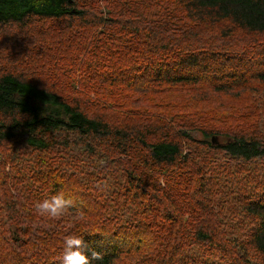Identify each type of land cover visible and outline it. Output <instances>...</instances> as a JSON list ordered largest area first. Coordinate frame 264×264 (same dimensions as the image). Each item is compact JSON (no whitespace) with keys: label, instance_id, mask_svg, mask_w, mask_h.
<instances>
[{"label":"trees","instance_id":"1","mask_svg":"<svg viewBox=\"0 0 264 264\" xmlns=\"http://www.w3.org/2000/svg\"><path fill=\"white\" fill-rule=\"evenodd\" d=\"M30 20L61 26L50 38L65 48L18 55L49 87L0 69V153L107 170L83 191L63 161L37 173L55 169L43 189L73 201L56 232L33 227L28 188L1 181L0 264H61L69 235L100 254L92 264H264V112L251 111L264 105V0H0V27Z\"/></svg>","mask_w":264,"mask_h":264},{"label":"rangeland","instance_id":"2","mask_svg":"<svg viewBox=\"0 0 264 264\" xmlns=\"http://www.w3.org/2000/svg\"><path fill=\"white\" fill-rule=\"evenodd\" d=\"M77 33L80 30H76ZM62 29L61 26L57 24L50 25V22L45 21H33L30 20L26 26H5L0 27V69L3 70H12L14 72L26 74L28 72H33V74L28 77V79L37 82L42 87H49V82L43 79V75L46 74V71L41 70L35 63L30 62L31 64L23 63L19 61L20 56L25 54L30 55V58L33 59L37 55H41L43 52L49 55H55L60 57L63 49L61 47V42H57L52 39L50 36H61ZM26 49L30 50L26 52ZM28 59V58H27ZM64 59V58H63ZM30 61V60H29ZM33 64V65H32ZM39 70V72H38ZM38 79V80H37ZM59 88V86H55ZM230 99H226V103H230ZM245 99H240L237 101L238 107L243 103ZM264 105H256L251 111L260 110L261 113L264 112ZM259 122L264 120V114L258 117ZM194 137L199 138L198 134H193ZM211 140V139H210ZM43 158V166L40 167V164L37 163V159ZM14 161L11 163L8 159ZM70 152H67L65 155L61 154H46V155H36L32 152L23 153L22 155L12 149V147L6 152V154L0 153V164H4L5 161L7 165L5 168H0V185L1 181H7V185H10L12 192H20L25 188H28L24 191V196L28 199V203L33 204L31 213L35 214L37 217H41L42 221L33 224V227L43 226L44 229L50 232H56L59 230V226L56 225V221L60 218H56L54 221H49V218L46 216L40 215L36 211V204L42 201L44 198L49 199L47 195L48 189L44 188L52 183L51 177L55 174V169L50 172H47L45 176H40L39 173L41 170L45 172L48 169L50 162L55 160V162L63 161L67 164L59 168L64 174L69 177L70 175L75 176V181L77 185H72L73 188H81L80 191H83V186L88 182L96 184L99 182V177H97V171H106V165L104 161H98L93 159L92 161H86L83 158L78 156L77 159ZM8 160V161H7ZM75 160V161H74ZM78 163V164H77ZM237 163V162H236ZM232 163L235 167V170H241L243 168L247 169L253 165L243 166L240 163ZM258 164V163H256ZM261 166H264V162L260 163ZM244 169V170H245ZM113 170V168H112ZM106 181L110 180V176H105ZM12 181V183H11ZM73 180L70 179L71 183ZM105 182H103L104 184ZM95 185L94 187H97ZM16 187V191H15ZM122 211H124L122 209ZM29 212H23L24 217L28 216ZM5 215L0 206V219ZM61 225H67L68 230L73 228V224L69 221H64ZM4 230L7 235H9L10 229H8V223L4 227Z\"/></svg>","mask_w":264,"mask_h":264},{"label":"clouds","instance_id":"3","mask_svg":"<svg viewBox=\"0 0 264 264\" xmlns=\"http://www.w3.org/2000/svg\"><path fill=\"white\" fill-rule=\"evenodd\" d=\"M73 205L71 199H66L63 194H57L50 199H44L36 204V211L48 218L61 217ZM90 253V254H89ZM101 256L91 251L82 237L69 235L63 241V255L61 264H92Z\"/></svg>","mask_w":264,"mask_h":264},{"label":"water","instance_id":"4","mask_svg":"<svg viewBox=\"0 0 264 264\" xmlns=\"http://www.w3.org/2000/svg\"><path fill=\"white\" fill-rule=\"evenodd\" d=\"M211 143H212L213 145H216V144H217V141H216L215 137H212V139H211Z\"/></svg>","mask_w":264,"mask_h":264}]
</instances>
